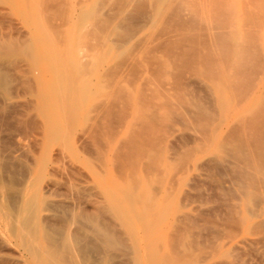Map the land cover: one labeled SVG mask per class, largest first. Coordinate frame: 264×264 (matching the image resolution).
I'll use <instances>...</instances> for the list:
<instances>
[{
    "label": "rangeland",
    "instance_id": "rangeland-1",
    "mask_svg": "<svg viewBox=\"0 0 264 264\" xmlns=\"http://www.w3.org/2000/svg\"><path fill=\"white\" fill-rule=\"evenodd\" d=\"M51 260L264 264V0H0V264Z\"/></svg>",
    "mask_w": 264,
    "mask_h": 264
},
{
    "label": "bare ground",
    "instance_id": "bare-ground-1",
    "mask_svg": "<svg viewBox=\"0 0 264 264\" xmlns=\"http://www.w3.org/2000/svg\"><path fill=\"white\" fill-rule=\"evenodd\" d=\"M166 1V0H165ZM98 10V9H97ZM135 30V29H134ZM131 36V35H130ZM128 162V161H127ZM32 211V210H31ZM35 211V210H34ZM32 214V213H31ZM34 215V214H33ZM29 216V215H28ZM33 217V216H32ZM93 232V231H92ZM47 233V232H46ZM59 234V233H58ZM56 238V237H55ZM52 239V237L50 238V240ZM58 240H57V238H56V243H57V245H58V243H59V241L57 242ZM50 242V241H49ZM68 243V242H67ZM73 249V248H72ZM58 250V249H57ZM72 251V250H71ZM53 252V251H52ZM51 252V254L53 255H51L52 257H53V259H55L57 256H55V258H54V255H55V253H52ZM60 253V252H59ZM56 254H58V253H56ZM59 256V255H58ZM83 257V256H82ZM52 259V258H51ZM65 259V258H64ZM64 259H62V260H64ZM75 260V259H74ZM93 260V259H92ZM48 261V260H47ZM60 261V260H59ZM63 262V261H62ZM49 264H60L57 260L55 261V260H51L50 261V263ZM63 264V263H62ZM64 264H67L66 262H64ZM70 264H71V262H70Z\"/></svg>",
    "mask_w": 264,
    "mask_h": 264
}]
</instances>
